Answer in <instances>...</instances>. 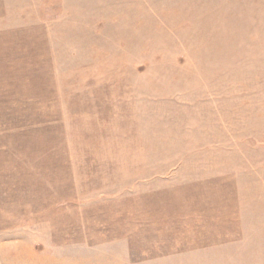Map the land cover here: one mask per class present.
<instances>
[{
    "label": "rangeland",
    "instance_id": "obj_1",
    "mask_svg": "<svg viewBox=\"0 0 264 264\" xmlns=\"http://www.w3.org/2000/svg\"><path fill=\"white\" fill-rule=\"evenodd\" d=\"M0 264H264V0H0Z\"/></svg>",
    "mask_w": 264,
    "mask_h": 264
}]
</instances>
